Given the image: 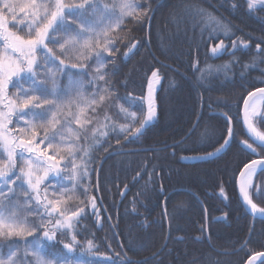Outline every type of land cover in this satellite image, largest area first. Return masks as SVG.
Masks as SVG:
<instances>
[{
  "label": "trees",
  "instance_id": "obj_1",
  "mask_svg": "<svg viewBox=\"0 0 264 264\" xmlns=\"http://www.w3.org/2000/svg\"><path fill=\"white\" fill-rule=\"evenodd\" d=\"M100 2L109 7L117 5L115 10L119 12L120 0ZM133 3L137 5V12L150 9L149 19L136 23L133 17H127L121 28L109 33L115 48L111 55L104 53L108 57L104 63L109 67L108 76L114 85L109 90L111 100L102 108L90 110L91 94L97 87H107L99 82L89 86L97 67L94 60L86 65L88 75L58 74L57 83L67 89V94H62L59 101L65 114L60 119L63 121L74 113L82 124L92 121L87 140L75 145L89 149V158L75 157L77 164H87L89 174L82 180L77 176L76 181L69 182L72 166L67 162L68 145L59 143L58 136L53 146L60 149L59 152L48 150V153L56 156L62 175L56 177L49 173L40 191L42 196L47 193V199L53 202L60 200L62 209L68 205L69 212L85 209V217L76 227L77 243L71 239L73 233L65 235L60 231H56L55 241H49L43 238L40 229L26 239L31 242L37 238L43 247L41 255L53 264L56 257L66 251L65 244H73L75 253L70 258L77 264H121L122 261L130 264H244L251 255L264 252V219L246 212L236 189L243 164L261 158L251 154L241 143L249 140L242 127L241 108L249 92L264 87V53L256 48L260 44L264 49V9L258 6L249 11L245 0H133ZM237 4L239 7L233 6ZM196 10H203L204 18L212 16L222 21L228 27L227 34L221 29H205ZM88 11L91 15L92 9ZM108 23L105 20L96 31L102 32ZM210 35L215 38L210 39ZM68 36H75V31L64 38ZM221 40L227 51L213 54L211 48ZM135 41H138L137 49L125 61L124 53ZM49 47L65 63H79L72 52L60 56L58 45L49 44ZM36 55L44 65L43 54L37 52ZM55 68V65H47L37 69V79L46 80V72ZM153 70L159 73L152 102L156 118L143 135L132 138V130L140 126L148 112L147 88ZM70 79L75 83H70ZM47 84L52 87L51 80H47ZM20 87L29 88L30 81L21 80L16 87L10 86L8 94L12 99L17 98ZM46 98L52 99L51 96ZM121 108L135 113L136 120L125 118ZM220 113L231 117L233 124L234 136L228 149L212 160L184 163L183 158L212 152L223 143L227 120ZM258 115H264V104ZM75 118L60 129L66 141L75 140L79 127ZM15 119L13 116L9 128L18 138L30 139L32 125L17 124ZM23 120H31V117H23ZM32 124L36 125L37 137L42 138L45 133L40 125L48 127L46 121H32ZM122 125L129 130L121 133ZM257 127L264 130V124L257 123ZM22 128L23 133L19 131ZM94 132L107 134L95 136V141L99 142L96 146H93ZM253 146L264 155V149ZM40 148L44 149L45 145L41 144ZM114 151L122 152L112 155ZM61 156L65 159L61 160ZM104 156L108 157L97 170L98 161ZM4 159L0 156V162ZM17 165L14 171L19 172L24 165L19 160ZM36 174L43 175V167ZM75 182L87 189V197L78 189L68 192L67 197L63 195ZM252 183L253 202L264 208V195L255 194L264 186V172L259 170ZM10 186L18 193L13 203L23 205L25 202L19 197L25 189ZM4 191L7 192V188ZM93 196L98 209L95 215L87 203ZM14 210L19 212V209ZM23 215L28 217L29 227L42 223L47 230L55 223L54 218L34 220V213ZM13 239H20L18 247L24 248L25 238ZM88 241L94 245L91 252L85 251ZM256 264H264V261Z\"/></svg>",
  "mask_w": 264,
  "mask_h": 264
},
{
  "label": "snow or ice",
  "instance_id": "obj_2",
  "mask_svg": "<svg viewBox=\"0 0 264 264\" xmlns=\"http://www.w3.org/2000/svg\"><path fill=\"white\" fill-rule=\"evenodd\" d=\"M245 3L249 11L258 6L264 9V0H245ZM233 6L239 7L238 4ZM116 7L115 4L112 7L101 4L100 0H81L79 3L46 0L39 4L36 0H29L26 3H18L17 0H0V156L5 158L3 162H0V264H53L52 261L46 260L41 255L43 247L37 238L34 237L31 242L26 239V237L33 236V233H36L38 229L43 231V238L49 241H55L56 231L65 235L73 233L71 239L73 243H77L76 227L85 217V209L77 208L76 211L69 212L68 205L62 209L60 200L53 202L47 199V193L42 196L40 191L41 185L49 179V173L56 177L62 175L57 166L59 162L56 160V156L48 153V150H52L54 153L59 152L60 149L53 146V141H57L58 136L60 137L59 143L68 145L66 149L67 162L72 166L69 182L76 181L77 176L82 180L89 174L86 163L77 164L75 162L76 156H80L82 160L89 158V149L83 145H75L79 141L87 140V130L91 127L92 121L89 120L86 124H82L79 118H75L74 113L66 116L63 121L60 119L65 114L59 101L62 94H67V89L57 83L58 74L68 76L70 73L78 72L88 75L86 65L94 60L97 67L94 69V77L89 80V86L93 82H99L107 87L103 89L97 87L96 91L91 94L93 99L90 110L95 111L98 106L102 108L108 100L112 99L109 90L114 85L108 76L109 67L104 63L108 59L104 53L107 52L111 55L112 49L115 48V41L109 33L121 28L123 20L127 17H133L136 23H142L149 19L148 12L150 11L148 9L137 12V5L133 3V0H120L118 13L115 10ZM89 9H92L91 15H89ZM196 12L202 17L200 24L205 29L208 27H212L213 31L221 29L224 34H227L228 27L222 21L212 16L204 18L203 10H196ZM97 13H99L98 17ZM105 20H108L109 23L102 32H97L96 27L104 23ZM71 31H75V36L64 38ZM62 33L64 35H61ZM101 38L103 43H101ZM209 38L215 37L210 35ZM49 44L59 46L60 56L72 52L79 63L71 65L65 63L63 59L57 57L56 51L50 48ZM235 46L236 42L234 41L233 47ZM135 47L136 45L133 44L129 48V52ZM245 47H247L246 44ZM256 48L259 52L264 53L260 44H257ZM226 51L227 48L222 40L211 48L213 54H222ZM37 52L43 54L44 65L40 63V59L36 55ZM124 55L127 56L128 53L126 52ZM47 65H55V71L48 70L45 74L46 80H38L39 73L36 70L47 67ZM21 80L30 81V87L18 88L17 98L12 99L8 94V89L10 86L16 87ZM47 80H51V88L48 87ZM153 80L159 82L158 70L151 72L150 93ZM70 83H75V81L70 79ZM100 91L109 94L98 95ZM34 92H39L40 95H30ZM48 96H51L52 99H47ZM257 102L264 104V88L255 89V91L249 92L246 98H243V124L246 126V134L252 143H249V140H243L241 143L251 150V154L260 155L261 158L243 164L239 173L240 193L254 214L258 212L264 215V208L258 207L253 202L250 192V189L254 187L252 177L256 174L257 169L264 172V155L257 152V148L253 146L256 144L259 148L264 149V130L257 127V123L264 124V115H258ZM120 112L124 113L125 118L130 117L133 121L136 120L135 113H128L123 108L120 109ZM154 115L152 97L149 95L147 115L141 121L140 127L132 130L134 137L142 133V129ZM13 116H15L17 124L23 122L26 127L32 125L33 131L30 139L18 138L16 133L9 128V125L13 123ZM27 116H30L31 120L24 121L23 117ZM225 117L227 135L223 137V143L214 152L205 153L206 157H212L216 152H220L234 136L231 117H228L227 114ZM73 118L79 126L77 134L75 140L66 141L63 139V134L60 133V129ZM41 120L46 121L48 127L40 125L44 128L45 134L42 138H38L35 131L36 125L32 124V121ZM111 127L115 132V126ZM128 130L123 125L120 127L121 133ZM19 131L23 133L24 129ZM96 135L106 136L107 134L94 132V141ZM41 144L45 145L44 149L40 148ZM98 144L99 142L95 141L93 146ZM64 159L61 156V160ZM17 160L24 165L20 167L19 172L14 171L18 167ZM40 167H43V175L36 174ZM10 184L25 189L22 197H19L24 200L23 205L13 203L14 199L18 198V193L16 188L11 187ZM5 188H7V192L4 191ZM77 189L87 197V189L83 188L79 182L73 183V187L65 190L63 195L67 197L68 192ZM255 194L264 195V186L260 187ZM87 203L90 204L93 214H97L96 197H91ZM14 209H19V212ZM23 213H34V220L48 217L51 221L54 218L55 223L47 230H44L42 223H33L29 227L27 226L28 217ZM14 237L25 238L23 239L24 248L18 247L21 240L13 239ZM63 248L66 251L56 257V264H77L70 258L75 253L73 244H65ZM93 248V242L88 241L85 251L91 252ZM30 250L31 257L29 256ZM260 256H264V253H256L255 256L250 257L248 264H252L253 260ZM121 264H130V262L122 261Z\"/></svg>",
  "mask_w": 264,
  "mask_h": 264
},
{
  "label": "water",
  "instance_id": "obj_3",
  "mask_svg": "<svg viewBox=\"0 0 264 264\" xmlns=\"http://www.w3.org/2000/svg\"><path fill=\"white\" fill-rule=\"evenodd\" d=\"M135 45H136V47L131 51V52H129V50H127L126 52L128 53V55L127 56H125V57H128V56H130L135 50H136V48H137V46H138V43L137 42H135L134 43ZM132 47V46H131ZM125 52V53H126ZM150 79H151V77H150ZM261 88H264V87H261ZM156 89H157V85H156V82L153 80L152 81V91H151V93L150 92H148V97H149V95H151V97H152V102H154L155 101V93H156ZM258 89V88H257ZM253 91H255V90H253ZM248 96V95H247ZM246 96V97H247ZM245 97V98H246ZM154 110V112L156 113V110L155 109H153ZM147 115V114H146ZM156 118V115H154V117L152 118V120L151 121H149L146 125H145V127L142 129V133L141 134H138L137 136H132V138H137V137H139V136H141V135H143V133L145 132V130L146 129H148L153 123H154V119ZM241 123H242V127H243V129H244V132H245V134H246V126L243 124V104H242V108H241ZM231 126L233 127V125H232V122H231ZM140 127V126H139ZM138 127V128H139ZM247 135V134H246ZM247 137L249 138V136L247 135ZM251 140V139H250ZM231 141H232V139L230 140V142H229V144L228 145H226L220 152H216L215 153V155L214 156H212V157H206L205 156V154H203V155H197V156H189V157H185L184 158V163H196V162H200V161H205V160H208V159H213V158H215V157H217V156H219V155H221L222 153H224L227 149H228V147H229V145H230V143H231ZM252 141V140H251ZM256 145V144H255ZM212 152H214V151H212ZM116 152H113L112 154H115ZM188 158H191V159H188ZM255 159H260V158H255ZM236 189H237V194H238V196H239V198H240V200H241V203L243 204V206H244V208L252 215V216H254V217H256V218H264V215H262V214H260V213H253L252 211H251V208H250V206L243 200V198H242V195H241V193H240V176H239V174H238V176H237V181H236ZM259 253H264V252H259ZM256 254V253H255ZM255 254H253V255H251L250 257H253V256H255ZM249 257V258H250ZM249 258L246 260V262L244 263V264H248V261H249ZM262 260H264V256H260V257H257L255 260H253V262H252V264H256L257 262H259V261H262Z\"/></svg>",
  "mask_w": 264,
  "mask_h": 264
},
{
  "label": "bare ground",
  "instance_id": "obj_4",
  "mask_svg": "<svg viewBox=\"0 0 264 264\" xmlns=\"http://www.w3.org/2000/svg\"><path fill=\"white\" fill-rule=\"evenodd\" d=\"M135 42L138 43V41H135ZM135 42H134V43H135ZM134 43H133V44H134ZM133 44H132V45H133ZM130 48H131V47H130ZM136 49H137V48H136ZM128 50H129V49H128ZM126 51H127V50H126ZM126 51H125V52H126ZM135 51H136V50H135ZM135 51H134V52H135ZM134 52H133L130 56H128V57H125V56H124V57H123L124 60L127 61V60H128L133 54H134ZM259 88H261V87H259ZM147 89H148L147 91L149 92V85H148V88H147ZM256 89H257V88H256ZM148 92H147V97H148ZM148 98H149V97H148ZM261 105H262V104H260L259 102H257V112L260 110ZM220 114H221V116L225 117V114H223V113H220ZM225 118H226V117H225ZM121 152H122V151L117 152V153L112 154V155L120 154ZM222 154H223V153H222ZM222 154H221V155H222ZM221 155H219V156H221ZM219 156H217V157H219ZM107 157H108V156H104L103 158H101V159L98 161V167L96 168L97 170H100V168L102 167V165H103V163L105 162V160L107 159ZM187 157H189V156H187ZM217 157H215V158H217ZM215 158H213V159H215ZM183 160H184V158H183ZM208 160H212V159H208ZM200 162H201V161H200ZM258 171H259V169H257V172H258ZM257 172H256V173H257ZM254 176H255V175H254ZM254 176L252 177V181H253ZM238 197H239V196H238ZM239 199H240V198H239ZM240 201H241V200H240ZM242 205H243V204H242ZM243 207H244V206H243ZM245 210H246V209H245ZM246 212H247L248 214H250L247 210H246ZM250 215H251V214H250ZM251 216H252V215H251ZM252 217H254V216H252ZM262 219H264V218H262ZM129 222L132 223L131 220H129ZM248 258H249V257H248ZM248 258H247V259H248ZM262 261H264V260H262ZM245 262H246V261H245Z\"/></svg>",
  "mask_w": 264,
  "mask_h": 264
}]
</instances>
